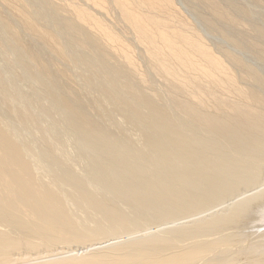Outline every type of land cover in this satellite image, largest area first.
Returning <instances> with one entry per match:
<instances>
[{"label":"bare ground","instance_id":"obj_1","mask_svg":"<svg viewBox=\"0 0 264 264\" xmlns=\"http://www.w3.org/2000/svg\"><path fill=\"white\" fill-rule=\"evenodd\" d=\"M186 1L264 64V13ZM182 10L0 0V264H264V72Z\"/></svg>","mask_w":264,"mask_h":264},{"label":"rangeland","instance_id":"obj_2","mask_svg":"<svg viewBox=\"0 0 264 264\" xmlns=\"http://www.w3.org/2000/svg\"><path fill=\"white\" fill-rule=\"evenodd\" d=\"M78 1V0H77ZM80 1V0H79ZM180 1V2H179ZM185 1V2H184ZM240 1V3L245 4L252 12L253 16L257 17L259 14V16H261L264 13V7L261 4H252L249 3L247 0H238ZM175 2L177 3V6L182 10V12H184L185 16L193 23H195L194 25L200 30V32H202V35H204L205 39L208 40L207 42L210 43L212 45L211 42H213L214 44L212 45L215 49L217 47H224L226 49H230L231 51H235L236 54H238L239 56H241L244 60H248L247 62L255 67H257L258 69L260 68V70L262 72H264V64L260 63L257 59H255L252 55H248V53L242 52L241 50L239 51V49L235 50L234 47L228 42L226 41L223 37H221L220 35L211 34V31L209 30L208 26L205 25V22L202 21V19L200 18V16L194 11V9L189 5V3H187L186 0H175ZM188 4V5H187ZM181 5V6H179ZM113 21H110V23H114L115 20L112 19ZM200 20V21H199ZM198 21L200 23H198ZM197 22V24H196ZM203 23V24H202ZM204 25V26H202ZM199 26V27H198ZM202 29V30H201ZM210 31H208V30ZM211 35V36H210ZM208 36V37H207ZM213 36V38H211ZM226 41V42H225ZM216 42V43H215ZM221 42V43H220ZM223 42V43H222ZM223 44V46H221ZM219 45V46H217ZM234 52V53H235ZM241 52V53H240ZM243 54V56H242ZM245 56V57H244ZM253 58H252V57ZM246 58V59H245ZM248 58V59H247ZM256 64H255V63Z\"/></svg>","mask_w":264,"mask_h":264}]
</instances>
